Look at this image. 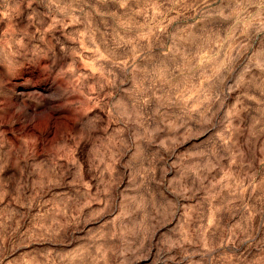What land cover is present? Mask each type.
Masks as SVG:
<instances>
[{
    "label": "clouds",
    "instance_id": "9594fccd",
    "mask_svg": "<svg viewBox=\"0 0 264 264\" xmlns=\"http://www.w3.org/2000/svg\"><path fill=\"white\" fill-rule=\"evenodd\" d=\"M0 264H264V0H0Z\"/></svg>",
    "mask_w": 264,
    "mask_h": 264
}]
</instances>
